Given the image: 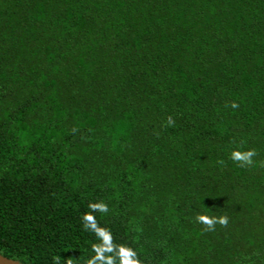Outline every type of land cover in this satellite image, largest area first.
I'll return each instance as SVG.
<instances>
[{"label": "trees", "instance_id": "1", "mask_svg": "<svg viewBox=\"0 0 264 264\" xmlns=\"http://www.w3.org/2000/svg\"><path fill=\"white\" fill-rule=\"evenodd\" d=\"M261 162L264 0H0L4 256L86 264L103 202L141 264H264Z\"/></svg>", "mask_w": 264, "mask_h": 264}, {"label": "clouds", "instance_id": "2", "mask_svg": "<svg viewBox=\"0 0 264 264\" xmlns=\"http://www.w3.org/2000/svg\"><path fill=\"white\" fill-rule=\"evenodd\" d=\"M233 109L239 105L233 101L230 105ZM173 117L167 118V126H174ZM257 155L255 149L240 150L234 149L230 153V159L239 167H251L254 165V157ZM264 166V162H261ZM90 212L85 213L82 217L83 227L86 231L95 234L99 243L92 245V251L95 253L91 259L86 261V264H141L136 251L125 245H117L114 243L111 231L99 225L95 212L107 213L108 205L103 202L90 203ZM197 223L204 226L205 231H215L216 226L227 227L229 218L226 215L210 216L208 214H197L195 217ZM56 264H59V258H54ZM67 264H73L71 259L67 260Z\"/></svg>", "mask_w": 264, "mask_h": 264}, {"label": "water", "instance_id": "3", "mask_svg": "<svg viewBox=\"0 0 264 264\" xmlns=\"http://www.w3.org/2000/svg\"><path fill=\"white\" fill-rule=\"evenodd\" d=\"M0 264H24L18 260H14L12 258L6 257L0 253Z\"/></svg>", "mask_w": 264, "mask_h": 264}]
</instances>
